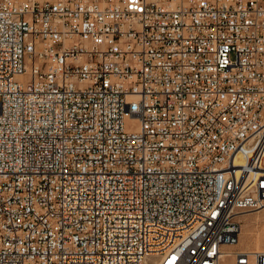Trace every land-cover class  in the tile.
I'll list each match as a JSON object with an SVG mask.
<instances>
[{"label": "built area", "instance_id": "1", "mask_svg": "<svg viewBox=\"0 0 264 264\" xmlns=\"http://www.w3.org/2000/svg\"><path fill=\"white\" fill-rule=\"evenodd\" d=\"M261 208L264 0H0V264H264Z\"/></svg>", "mask_w": 264, "mask_h": 264}, {"label": "rangeland", "instance_id": "2", "mask_svg": "<svg viewBox=\"0 0 264 264\" xmlns=\"http://www.w3.org/2000/svg\"><path fill=\"white\" fill-rule=\"evenodd\" d=\"M253 235V236H252ZM264 251V208L251 211L241 217V232L239 241L234 247ZM221 264H233L232 256L223 257Z\"/></svg>", "mask_w": 264, "mask_h": 264}, {"label": "bare ground", "instance_id": "3", "mask_svg": "<svg viewBox=\"0 0 264 264\" xmlns=\"http://www.w3.org/2000/svg\"><path fill=\"white\" fill-rule=\"evenodd\" d=\"M262 209V208H261ZM246 215V214H245ZM245 215H243V216H245ZM253 236V235H252ZM230 249H232V248H230ZM242 250H245V251H249V252H258V251H263V250H258V247H255V249H253V250H250V249H242ZM264 252V251H263ZM227 254L228 255H230V256H232V252L231 251H227ZM252 255V254H251Z\"/></svg>", "mask_w": 264, "mask_h": 264}]
</instances>
